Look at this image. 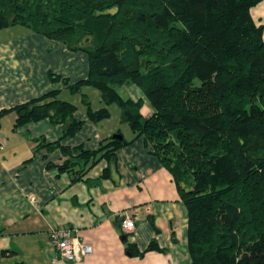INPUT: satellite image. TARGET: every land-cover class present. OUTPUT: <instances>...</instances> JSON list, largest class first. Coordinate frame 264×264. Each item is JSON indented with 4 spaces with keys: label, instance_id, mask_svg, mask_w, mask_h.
I'll use <instances>...</instances> for the list:
<instances>
[{
    "label": "trees",
    "instance_id": "1",
    "mask_svg": "<svg viewBox=\"0 0 264 264\" xmlns=\"http://www.w3.org/2000/svg\"><path fill=\"white\" fill-rule=\"evenodd\" d=\"M260 1L0 0V28L21 24L64 40L78 33V43L67 47L87 53L88 76L62 79L82 94L91 121L110 111L92 108L82 85L117 103L121 120L150 141L188 209L189 264H264V26L251 15ZM127 82L142 87L148 116L140 111L142 98L117 92L115 85ZM76 109L52 89L1 109L0 117L14 110L15 127L43 118L61 124L62 136L40 139L34 151L59 147L65 159L56 167L75 181L128 142L111 136L95 149L62 145L84 122ZM107 176L108 167L86 182ZM149 250L166 251L151 241L135 252Z\"/></svg>",
    "mask_w": 264,
    "mask_h": 264
},
{
    "label": "crops",
    "instance_id": "2",
    "mask_svg": "<svg viewBox=\"0 0 264 264\" xmlns=\"http://www.w3.org/2000/svg\"><path fill=\"white\" fill-rule=\"evenodd\" d=\"M251 15L264 26V0L251 8ZM13 27L0 28V110L59 89L61 99L77 106L75 118L84 121L73 136L61 140L62 145L95 149L115 133L128 142L115 150L110 162L102 159L81 179L72 181L71 173L56 167L65 159L59 147L34 151L40 139L45 143L58 140L61 124L43 118L15 127L14 110L2 115L0 264H189L188 209L150 141L144 135L135 136L131 128L127 135L117 126L110 127L106 119L91 121L81 95L69 97L64 81L51 77V73L61 75L69 84L86 78L87 53L37 32L16 33ZM99 105L94 109L103 107ZM150 113L151 107L147 116ZM106 167L109 176L98 183L86 182L94 181ZM124 213L134 218L133 231H123ZM54 227L71 228L92 246V252L78 261L61 259L49 239ZM151 241L166 251L135 252L145 251Z\"/></svg>",
    "mask_w": 264,
    "mask_h": 264
},
{
    "label": "rangeland",
    "instance_id": "3",
    "mask_svg": "<svg viewBox=\"0 0 264 264\" xmlns=\"http://www.w3.org/2000/svg\"><path fill=\"white\" fill-rule=\"evenodd\" d=\"M12 31H15L16 33L20 32H36L34 30H32L31 28H29L28 26L25 25H21V24H15L13 28H10ZM39 34L44 35L45 37H47L48 39H53L56 41H61L63 43H65L67 45V43L74 41L75 43H78L77 40H79V35L78 33L73 34L69 37H67L65 40L64 39H55L52 37H49L43 33L37 32ZM83 42H85V46L87 48H92L93 47V42H91L90 40L87 41L86 39H82ZM63 77H61V75H59V79H62ZM58 80V79H57ZM115 88L117 90V92L120 94L121 97H123L124 99L126 98H132L134 100H137L139 98H142V105H141V113L143 114V116H147L146 112L147 110L151 107L150 103L148 102V100L145 98V95L143 94V89L140 85L134 83V82H127L124 84H119V85H115ZM83 91L85 92V96L87 97V100L90 102V105L92 108H96L99 107L102 104L103 107H107L110 111V116L108 118H106V123L108 126L110 127H114L117 126V128H119L118 130H120L121 132H124L128 135L129 133V129L130 126L127 122H121L122 124L119 123L120 121V114H121V108L119 107V105L115 102L109 103L107 104L103 99H102V95L101 92L90 85H82L81 87V92L83 93ZM66 95H68L69 97L71 95H75V97H79V95H81L82 98V94L80 93H74L71 91L68 92H64Z\"/></svg>",
    "mask_w": 264,
    "mask_h": 264
},
{
    "label": "built area",
    "instance_id": "4",
    "mask_svg": "<svg viewBox=\"0 0 264 264\" xmlns=\"http://www.w3.org/2000/svg\"><path fill=\"white\" fill-rule=\"evenodd\" d=\"M31 199L34 200V197ZM121 227L124 232L133 231L135 228L134 218L124 213L121 217ZM49 239L58 256L63 260L78 261L92 252V246L81 241L69 227L52 228L49 231Z\"/></svg>",
    "mask_w": 264,
    "mask_h": 264
},
{
    "label": "water",
    "instance_id": "5",
    "mask_svg": "<svg viewBox=\"0 0 264 264\" xmlns=\"http://www.w3.org/2000/svg\"><path fill=\"white\" fill-rule=\"evenodd\" d=\"M112 136H113V138H116V139H119V140H122L123 139V136H122L121 133H115Z\"/></svg>",
    "mask_w": 264,
    "mask_h": 264
}]
</instances>
